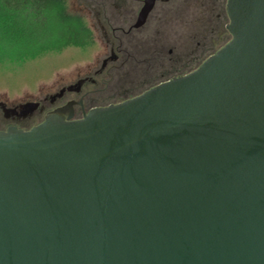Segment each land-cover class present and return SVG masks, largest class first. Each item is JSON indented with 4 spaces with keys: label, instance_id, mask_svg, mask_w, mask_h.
Instances as JSON below:
<instances>
[{
    "label": "water",
    "instance_id": "1",
    "mask_svg": "<svg viewBox=\"0 0 264 264\" xmlns=\"http://www.w3.org/2000/svg\"><path fill=\"white\" fill-rule=\"evenodd\" d=\"M226 11L194 72L0 131V264H264V0Z\"/></svg>",
    "mask_w": 264,
    "mask_h": 264
},
{
    "label": "rangeland",
    "instance_id": "2",
    "mask_svg": "<svg viewBox=\"0 0 264 264\" xmlns=\"http://www.w3.org/2000/svg\"><path fill=\"white\" fill-rule=\"evenodd\" d=\"M64 5L67 16L80 20L83 29L89 33V46L82 48H68L60 53H52L22 65H0V102L6 104L7 109L24 106L30 103H39L47 106L43 116H36L30 123V128L44 120L49 108L50 98L60 94L69 87H77L82 81H89L83 86V92H93L91 106H106L110 103H121L140 95L144 88H130L128 67H124L117 77H109L106 69L102 72L103 61L111 54V46H107L102 27L111 37V28L120 26L126 31L133 25L143 6V0H59ZM189 7L178 9V0L168 5L157 4L151 13L146 31L151 32V44L166 45V52L172 56L189 47L195 42L188 41L189 35L203 32L201 24L197 21L201 13L203 0H192ZM221 10V34L216 38L215 52L224 47L230 37L226 32L229 20L224 15L222 5L224 0H216ZM226 5V4H225ZM223 12V13H222ZM108 20H111L109 25ZM194 20V21H193ZM157 31L159 34H157ZM156 32V34H155ZM133 33H137L134 32ZM119 36L124 37L122 32ZM182 43H176L178 37ZM216 37V35L214 36ZM162 38V39H161ZM127 82L126 87H121ZM103 91V92H102ZM67 98H79L81 95L73 92L65 95ZM61 102H57L59 104ZM56 104V105H57Z\"/></svg>",
    "mask_w": 264,
    "mask_h": 264
},
{
    "label": "flooded vegetation",
    "instance_id": "3",
    "mask_svg": "<svg viewBox=\"0 0 264 264\" xmlns=\"http://www.w3.org/2000/svg\"><path fill=\"white\" fill-rule=\"evenodd\" d=\"M172 1L173 0L168 3L158 4L168 5L172 3ZM178 2L177 7L179 10L182 9V11H184L183 8L185 9L189 7L190 4H193L192 0H178ZM201 8V13L199 14L200 17L197 18V21L202 27H204L203 32L197 34L193 33L188 37V41L195 42L196 45L184 49L174 56H172V50H170L169 55L167 54L166 48L163 47L166 45L157 44V41L159 42L161 40L158 39L155 45L151 44V32L146 31L145 29L148 20L146 24L139 29L133 28L135 23L131 25L127 31L120 26L110 27L112 30L111 37L106 32L105 28L102 27L107 46H111L110 56H107L103 61L102 72L108 68L106 74L113 78L119 75L118 73L121 69L128 67L129 75H131V79L128 82L129 87L136 89L146 88L145 91L140 93V95L165 81L176 79L194 72L210 56L216 53L214 44L216 38L219 39L218 36L221 34V14L216 16V13L221 10V5L219 6L216 0H203ZM222 11L228 19L226 7ZM108 22L111 26V20H108ZM133 31L137 33H133ZM119 32H122L124 37L119 36ZM157 34H159L158 31ZM223 34H226V32ZM215 35L216 37H214ZM228 35L231 37L229 32ZM176 43H182L181 36L178 37ZM88 82L82 81L77 87H69L62 90L60 94L52 96L50 98V105L48 106L52 109L47 112L44 116V120L39 124L45 121L46 116L49 113L60 108L68 107L70 104L71 106L65 115L68 118L70 114L73 120L82 119L84 115L92 109L102 107L89 105V102L93 100V92H83V86ZM125 84H127V82H123L121 87H126L127 85ZM67 92L69 94L75 92L81 96L79 98L66 99L65 95ZM57 102L61 103L57 104ZM113 104L117 103H110L106 106ZM46 108L47 106H40L39 103H30L8 110L6 104L0 102V131H6L10 127L25 131L30 130L33 128H30V123L36 116H43L47 110Z\"/></svg>",
    "mask_w": 264,
    "mask_h": 264
},
{
    "label": "trees",
    "instance_id": "4",
    "mask_svg": "<svg viewBox=\"0 0 264 264\" xmlns=\"http://www.w3.org/2000/svg\"><path fill=\"white\" fill-rule=\"evenodd\" d=\"M85 46L89 33L80 20L67 16L59 0H0V65L18 67Z\"/></svg>",
    "mask_w": 264,
    "mask_h": 264
}]
</instances>
